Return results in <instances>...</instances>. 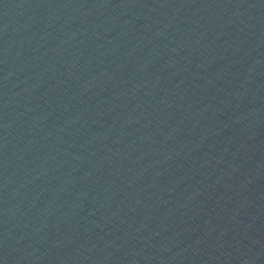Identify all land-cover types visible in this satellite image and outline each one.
Masks as SVG:
<instances>
[{
	"label": "water",
	"instance_id": "water-1",
	"mask_svg": "<svg viewBox=\"0 0 264 264\" xmlns=\"http://www.w3.org/2000/svg\"><path fill=\"white\" fill-rule=\"evenodd\" d=\"M0 264H264V0H0Z\"/></svg>",
	"mask_w": 264,
	"mask_h": 264
}]
</instances>
